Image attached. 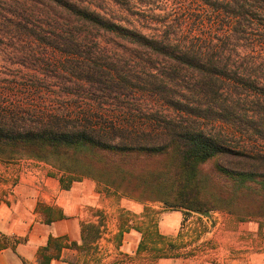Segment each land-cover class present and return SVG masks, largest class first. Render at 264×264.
I'll list each match as a JSON object with an SVG mask.
<instances>
[{"label":"trees","instance_id":"16d2710c","mask_svg":"<svg viewBox=\"0 0 264 264\" xmlns=\"http://www.w3.org/2000/svg\"><path fill=\"white\" fill-rule=\"evenodd\" d=\"M30 1L34 0H26L13 13L30 21L36 18L35 11L28 6ZM40 1L60 8L68 19L86 28V36L94 30L111 34L169 60L173 67L165 71L175 73L150 72L141 78L137 71L132 74L126 62V66H120L110 59L106 51L101 52V57L85 54L79 38L83 34L74 28L54 32L52 42L44 39L47 33L42 29L25 25L20 32L9 30L10 35L40 37L60 53L61 59H67V70L76 82L119 96H137L140 91L157 95L168 103L167 108L160 104L161 111L171 110L174 116L158 111L149 113L135 105H119L118 110L107 111L112 115L90 106L84 113L72 116L67 108L55 111L40 104L38 110H28L16 102L11 108L0 107L1 162L25 156L43 162L57 161L61 171L76 175L81 169L84 177L97 180L117 195L142 204L159 202L165 209L185 215L209 217L215 211L227 209L233 195L251 194L259 187L264 190V151L236 146L233 139L234 134H241L256 143L264 140V77L250 68L235 69L231 64L233 53L227 55L229 43L247 39L250 31L256 29L264 36V0H196L203 9L201 25H208L212 31L218 24L229 33L220 44L209 38L148 36L133 26H122L116 17L110 18L73 0ZM185 3L181 1L182 11L189 13ZM138 69L145 68L135 67ZM181 69L195 75V104L177 103L170 96L176 87L171 82L178 79ZM5 87L1 97L17 98L14 87ZM33 90L25 88L27 92ZM243 96L251 98V102L241 99ZM248 104L251 109L242 111ZM207 165L211 169L204 175ZM63 179V188L69 190L75 180L66 184V178ZM144 213L148 220L146 228L135 226L143 235L139 250L150 251L157 259L191 255H184L180 245L160 234L149 209ZM138 217L123 211L121 221L126 226ZM100 234L101 225H84L83 245L73 243L70 248L85 250L87 242L99 239ZM59 242L49 241L41 251V264L60 258ZM10 246L15 249L9 238H0V251ZM52 246L55 252L50 251Z\"/></svg>","mask_w":264,"mask_h":264},{"label":"rangeland","instance_id":"374dc122","mask_svg":"<svg viewBox=\"0 0 264 264\" xmlns=\"http://www.w3.org/2000/svg\"><path fill=\"white\" fill-rule=\"evenodd\" d=\"M73 1L103 15L108 14L110 18L116 17L122 26H133L148 36L169 34L172 39L191 36V38L213 39L214 44H220L221 41H226L229 35L227 30H223L218 24L212 31H209L208 25H201L199 18L203 16V9L196 0H185L184 6L189 13L182 11L183 0H118L116 3L113 0ZM25 2L26 0H0V92L6 88V85L14 87L17 92V98L7 96L4 99L0 96V107L11 108L12 104L17 102L28 110H38L41 104L55 111L61 108L64 111V108H67L72 116H76L84 113L90 106L95 111L112 115L107 111L118 110L119 105H135L143 107L149 113L158 111L174 116L171 110L161 111L160 104L167 105V108L168 103L157 95L143 94L140 91L137 96H119L117 93L99 91L97 87L76 82L67 70L69 67L67 59H61L60 53L55 52L47 43H43L40 37L34 39L21 34L10 35L8 32L9 30L20 32L25 25L29 26V29H42L47 33L44 39L52 42L54 32L59 34L74 28L83 34L79 38L82 40L80 43L85 54L94 53V57H101V52L106 51L110 59L120 66H126V62L132 68V74L137 71L136 74L141 78L150 72L175 73L165 71L173 67L172 62L102 31L94 30L91 32L92 35L86 36V28L68 19L60 8L45 5L40 0L30 1L28 5L35 11L36 18L31 21L21 19L17 17L19 13L15 15L13 11L19 9ZM263 37L262 33L255 29L248 33L247 39L238 43L236 41L229 43L227 55L230 51L233 53L231 64L235 69L250 68L251 71L263 74L264 77ZM137 66L145 69L135 70ZM194 82L195 75L192 71L179 70L178 79L171 82V85L175 84L176 87L171 90L170 96L177 103L195 104L192 88ZM28 87L34 88L33 92L25 91ZM241 99H246L248 102L252 100L245 96ZM249 109H251L249 104L244 105L242 111L246 112ZM233 139L236 146L250 151L256 149L264 151V140L256 143L250 137H243L241 134H234ZM22 158L31 159L27 156ZM18 159L20 158L13 162ZM32 160L37 162L36 167L40 168L42 174L57 177L60 181L66 178V184L69 180H75L72 186L84 180L94 181L98 190L105 196L123 201L124 212L136 215L141 214L144 207L149 209L157 225L159 222L161 224L168 214L179 213L181 222L177 233L171 236L177 238L184 255L187 253L191 255L183 256L178 261H171L170 264H264V190L260 187L252 190L251 194L231 196L228 199L227 209L215 211L209 217L196 213L185 215L180 211L165 209L159 202L142 204L117 195L113 190H107L105 185L97 180L84 177L81 169L78 174L70 175L59 169L58 164L61 163L57 161L43 162L33 158ZM66 164V167L70 168L69 163ZM210 169L211 165L205 166L204 175L208 174ZM208 191L213 190L208 189Z\"/></svg>","mask_w":264,"mask_h":264},{"label":"crops","instance_id":"0c3cea01","mask_svg":"<svg viewBox=\"0 0 264 264\" xmlns=\"http://www.w3.org/2000/svg\"><path fill=\"white\" fill-rule=\"evenodd\" d=\"M22 159L0 161V238L15 246L0 251V264H41V251L51 239L60 240L61 251L50 264H170L183 258L157 259L139 250L143 235L135 226L146 228L145 207L136 214L140 219L125 226L123 201L105 196L94 181L65 190L59 178L42 174L32 158ZM178 214H168L158 225L160 234L177 244L171 235L181 222ZM91 224L101 225L99 239L87 242L85 250L70 248L83 245V227ZM50 251L55 252L53 246Z\"/></svg>","mask_w":264,"mask_h":264}]
</instances>
